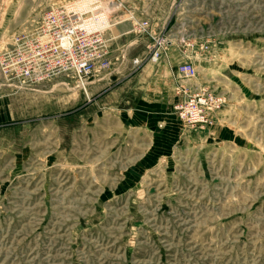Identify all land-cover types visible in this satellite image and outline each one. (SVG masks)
Instances as JSON below:
<instances>
[{"label":"rangeland","instance_id":"374dc122","mask_svg":"<svg viewBox=\"0 0 264 264\" xmlns=\"http://www.w3.org/2000/svg\"><path fill=\"white\" fill-rule=\"evenodd\" d=\"M64 1L0 0V51ZM109 1L127 20L86 89H0V264H264V0ZM161 30L159 59L220 99L206 126L135 118L126 83Z\"/></svg>","mask_w":264,"mask_h":264},{"label":"built area","instance_id":"2783aa9c","mask_svg":"<svg viewBox=\"0 0 264 264\" xmlns=\"http://www.w3.org/2000/svg\"><path fill=\"white\" fill-rule=\"evenodd\" d=\"M75 1L51 5L33 30L15 35L11 44L0 51V85L10 90L23 89L62 76L76 79L86 89L85 80L94 71L109 69L114 38L109 31L127 19L112 20L111 12L103 6V2L109 0H93L85 9H79ZM104 17H107L106 21ZM129 20V32L141 33L150 29L148 21L136 18L134 13H130ZM164 32L161 30L159 35L152 36L147 45L153 61L165 55V49L171 44L170 36ZM142 60L135 57L133 66H140ZM172 69L177 77L184 79L175 87L183 97L174 105L178 118L190 129L210 124L220 99L213 97L208 89L191 84L196 77V68L190 61L181 62Z\"/></svg>","mask_w":264,"mask_h":264},{"label":"crops","instance_id":"0c3cea01","mask_svg":"<svg viewBox=\"0 0 264 264\" xmlns=\"http://www.w3.org/2000/svg\"><path fill=\"white\" fill-rule=\"evenodd\" d=\"M171 56H167L156 61L150 60L139 72L129 77L127 88L133 86L135 99L132 111L136 119L156 118L157 122L168 120L174 111V104L182 98L178 96L175 87L178 83H183L173 72L171 66ZM0 89L10 91L0 85ZM125 89V90H126ZM125 90L118 89L113 92L120 94ZM129 90L127 89L128 92ZM115 101V99H111ZM160 126V125H159Z\"/></svg>","mask_w":264,"mask_h":264},{"label":"bare ground","instance_id":"6f19581e","mask_svg":"<svg viewBox=\"0 0 264 264\" xmlns=\"http://www.w3.org/2000/svg\"><path fill=\"white\" fill-rule=\"evenodd\" d=\"M253 1V0H252ZM246 2V1H245ZM75 5L79 8V9H85L88 8L90 5V0H77L74 2ZM60 4V3H57ZM108 4V3H106ZM245 14V13H244ZM105 21L107 20V17H104ZM114 24V23H113ZM175 36V35H174ZM172 39V38H171ZM174 41V40H173ZM174 45V44H173ZM81 85V84H80Z\"/></svg>","mask_w":264,"mask_h":264}]
</instances>
